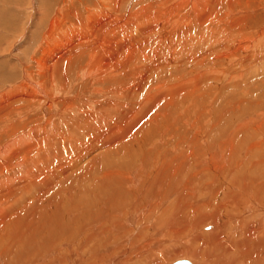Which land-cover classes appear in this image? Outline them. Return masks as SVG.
<instances>
[{
	"label": "bare ground",
	"instance_id": "1",
	"mask_svg": "<svg viewBox=\"0 0 264 264\" xmlns=\"http://www.w3.org/2000/svg\"><path fill=\"white\" fill-rule=\"evenodd\" d=\"M45 1L0 84V264H264V0Z\"/></svg>",
	"mask_w": 264,
	"mask_h": 264
},
{
	"label": "rangeland",
	"instance_id": "2",
	"mask_svg": "<svg viewBox=\"0 0 264 264\" xmlns=\"http://www.w3.org/2000/svg\"><path fill=\"white\" fill-rule=\"evenodd\" d=\"M59 1L60 0H55V2L49 3V7L52 8L53 5ZM122 1L126 2L128 0H122ZM139 2L141 5L143 4L140 0H139ZM46 5H47V3L45 0H0V21L3 20V22H0V44H3V55H1V53H0V63H1L0 68L3 64H5L3 66H7L6 70H8V73L6 72V70H5V72L3 70H0V84L2 82H4V78H2V77L7 76L8 74H9V76H11V74L14 76H17L19 74L15 72L16 68L18 69V68L23 67V64L21 63L20 59L17 57L18 53L13 51L10 48L9 42L12 40L16 41L18 39L17 38L18 35L22 36L25 34V32L29 33L30 36H28L27 38L24 37L23 40L21 41L20 45L18 46L19 51H21L23 54H25L24 52L29 53L32 50V48H31L32 44L34 46L37 43V39L39 38L38 36L41 35V32L43 31L46 34L47 31L49 30V27L47 25L42 26V24L40 23V21L43 20L42 19L43 16H45V15L41 16L42 13L36 14V12L33 11L34 8H39V9L41 8L42 9V7L45 6L44 8H45L46 16L47 15L49 16L51 12H50V10L46 11V10H48L46 8ZM91 5H93L92 1L79 3V6L82 9L81 12H83L85 16L94 15V12H96V10H94L93 8H90L87 12L84 11V9L86 7L91 6ZM125 6H126V4H125ZM128 9H131V7H128ZM122 11L126 12V9H122ZM50 16H52V14ZM38 19H40V20H38ZM36 25H38V26H36ZM32 26H34V27H32ZM3 28L8 29L10 31V33L8 32V30L6 32V29H3ZM35 28H36V30H35ZM39 29H40V31H39ZM27 30H29L30 32ZM32 31H33V33H32ZM4 32H5V34H4ZM8 33H9V35H8ZM4 36H5V38H4ZM30 39H32V40H30ZM43 40L41 41V45H43L46 42V39H43ZM35 51H38V50H35ZM11 53L13 54L12 57L10 55ZM16 58L19 59V62L15 61ZM10 70H12L13 72ZM6 83H8V79L6 80Z\"/></svg>",
	"mask_w": 264,
	"mask_h": 264
},
{
	"label": "water",
	"instance_id": "3",
	"mask_svg": "<svg viewBox=\"0 0 264 264\" xmlns=\"http://www.w3.org/2000/svg\"><path fill=\"white\" fill-rule=\"evenodd\" d=\"M176 264H190L188 261H181V262H178Z\"/></svg>",
	"mask_w": 264,
	"mask_h": 264
}]
</instances>
